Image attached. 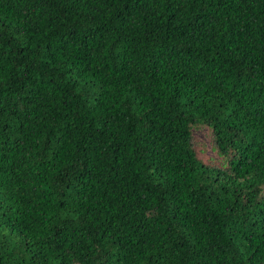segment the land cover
<instances>
[{
  "label": "trees",
  "instance_id": "trees-1",
  "mask_svg": "<svg viewBox=\"0 0 264 264\" xmlns=\"http://www.w3.org/2000/svg\"><path fill=\"white\" fill-rule=\"evenodd\" d=\"M0 264H264V0H0Z\"/></svg>",
  "mask_w": 264,
  "mask_h": 264
},
{
  "label": "rangeland",
  "instance_id": "rangeland-1",
  "mask_svg": "<svg viewBox=\"0 0 264 264\" xmlns=\"http://www.w3.org/2000/svg\"><path fill=\"white\" fill-rule=\"evenodd\" d=\"M192 136L198 158L204 163L220 166L222 159L212 147L210 129L205 126L194 128Z\"/></svg>",
  "mask_w": 264,
  "mask_h": 264
}]
</instances>
